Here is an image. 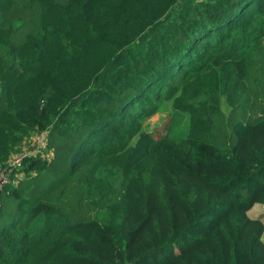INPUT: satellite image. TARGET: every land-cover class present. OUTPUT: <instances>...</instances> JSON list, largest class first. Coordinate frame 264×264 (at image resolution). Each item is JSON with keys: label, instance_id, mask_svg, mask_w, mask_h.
<instances>
[{"label": "trees", "instance_id": "trees-1", "mask_svg": "<svg viewBox=\"0 0 264 264\" xmlns=\"http://www.w3.org/2000/svg\"><path fill=\"white\" fill-rule=\"evenodd\" d=\"M35 131L0 264H264V0H0V166Z\"/></svg>", "mask_w": 264, "mask_h": 264}, {"label": "rangeland", "instance_id": "rangeland-1", "mask_svg": "<svg viewBox=\"0 0 264 264\" xmlns=\"http://www.w3.org/2000/svg\"><path fill=\"white\" fill-rule=\"evenodd\" d=\"M171 102L172 99H167L163 105L159 106L156 110L148 112L146 115L144 121L142 124H140V130H150V131H159L163 127L165 120L170 113L171 110ZM151 109V108H150ZM149 109V110H150ZM206 120H209V116L206 113H201L200 116H197L194 114V112H191V131H195L198 129V127L204 123ZM43 132V131H35L32 133L30 137L25 139L21 144L18 145L17 151L13 152V154L10 156V159L8 162L14 159L18 154L21 152L27 150L28 148H31L33 144V137L37 135L38 133ZM137 139V136L133 137L131 143H134L135 140ZM24 164V163H23ZM23 166V165H22ZM1 167V166H0ZM13 174V171L10 172V178ZM24 171L20 170L18 171V176H23ZM16 177V178H17ZM13 181H14V176H12ZM18 179V178H17ZM249 214L252 217L256 216H262L260 217L264 221V204L260 202H256L250 209H249Z\"/></svg>", "mask_w": 264, "mask_h": 264}, {"label": "built area", "instance_id": "built-area-1", "mask_svg": "<svg viewBox=\"0 0 264 264\" xmlns=\"http://www.w3.org/2000/svg\"><path fill=\"white\" fill-rule=\"evenodd\" d=\"M33 146L28 148L27 150L21 152L13 160L7 162L6 165L0 167V188H4V186L11 180H13L12 176L10 178V172L19 169L26 159L31 156H37L38 154L43 155L44 157H51L53 154V150L47 151L48 146V136L47 132L43 131L38 133L33 137ZM18 175V173H17Z\"/></svg>", "mask_w": 264, "mask_h": 264}, {"label": "water", "instance_id": "water-1", "mask_svg": "<svg viewBox=\"0 0 264 264\" xmlns=\"http://www.w3.org/2000/svg\"><path fill=\"white\" fill-rule=\"evenodd\" d=\"M133 264H135V263H133Z\"/></svg>", "mask_w": 264, "mask_h": 264}, {"label": "crops", "instance_id": "crops-1", "mask_svg": "<svg viewBox=\"0 0 264 264\" xmlns=\"http://www.w3.org/2000/svg\"><path fill=\"white\" fill-rule=\"evenodd\" d=\"M257 217V216H256Z\"/></svg>", "mask_w": 264, "mask_h": 264}]
</instances>
